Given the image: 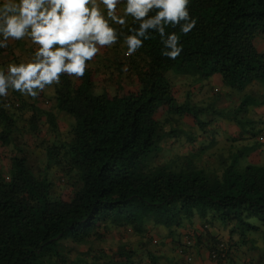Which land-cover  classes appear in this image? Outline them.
I'll return each mask as SVG.
<instances>
[{
    "label": "trees",
    "instance_id": "obj_1",
    "mask_svg": "<svg viewBox=\"0 0 264 264\" xmlns=\"http://www.w3.org/2000/svg\"><path fill=\"white\" fill-rule=\"evenodd\" d=\"M188 7L175 59L158 33L132 55L120 38L83 76L0 96V264L190 263L203 243L264 261V0Z\"/></svg>",
    "mask_w": 264,
    "mask_h": 264
},
{
    "label": "clouds",
    "instance_id": "obj_2",
    "mask_svg": "<svg viewBox=\"0 0 264 264\" xmlns=\"http://www.w3.org/2000/svg\"><path fill=\"white\" fill-rule=\"evenodd\" d=\"M189 4L190 0H0V48L10 39L25 37L38 45L31 49L32 59L0 69V96L11 88L36 97L46 85L59 83L61 73L83 76L86 62L120 38L132 55L158 33L163 55L175 59L183 51L180 36L166 32L165 26L179 25L180 32L189 33L197 24Z\"/></svg>",
    "mask_w": 264,
    "mask_h": 264
},
{
    "label": "rangeland",
    "instance_id": "obj_3",
    "mask_svg": "<svg viewBox=\"0 0 264 264\" xmlns=\"http://www.w3.org/2000/svg\"><path fill=\"white\" fill-rule=\"evenodd\" d=\"M29 40V38L28 37H25L23 40H22V42L20 43V44H17L15 47H14V50H15V52H14V54H16V55H18V57H17V60L19 61V63L20 62H26V61H28V60H30V59H32L33 58V56H34V53H33V51L31 50V47H30V45H31V42L30 41H28ZM13 42V41H12ZM27 42H30V43H28L27 44ZM32 44L34 45V48L33 49H37L38 48V45H36V44H34L33 42H32ZM10 58H12V56L10 57ZM11 63H15V61H13V62H11ZM36 97H38V95L36 96ZM40 104H42V102L40 103ZM212 128V127H211ZM215 130H216V127H213L210 131H209V134H210V136L212 137V136H215ZM264 155V154H263ZM262 155V156H263ZM262 156L261 155H250L249 157H248V160H250L251 162H259V161H261L262 160ZM56 185H57V187L59 188V186H60V184H58V183H56ZM214 230H215V232H218L217 230H220L219 228H220V224H218V225H215L214 227ZM219 234L221 233V232H218ZM222 234V238L224 239V240H227V234H224V233H221ZM251 236V235H250ZM253 237H256V235L254 236L253 235ZM70 245L71 246H73L74 247V249H76V250H78V249H82V248H85L84 246H82V245H78V244H75V243H71L70 242ZM245 246L244 245H242L241 243H240V245H239V249H238V252L240 251V257L242 258V252H241V250L244 248ZM256 256V255H255ZM244 257V256H243ZM257 257V256H256ZM240 261V260H239ZM259 264H264V261L262 262V261H260L259 262Z\"/></svg>",
    "mask_w": 264,
    "mask_h": 264
},
{
    "label": "crops",
    "instance_id": "obj_4",
    "mask_svg": "<svg viewBox=\"0 0 264 264\" xmlns=\"http://www.w3.org/2000/svg\"><path fill=\"white\" fill-rule=\"evenodd\" d=\"M13 41V42H12ZM16 41L10 39L8 41L9 44H15ZM198 226L199 223H196ZM164 254V257H161L159 260L161 264H176L177 262H180L181 264H242V259L238 253H235V256L233 255V261L229 262H215L214 260L210 259L209 257V251L203 243L202 245L199 246V248L196 249V253L194 255V260L190 263H185V261L180 258L179 256L175 254V252H171L169 249H165L162 251ZM240 260V261H239Z\"/></svg>",
    "mask_w": 264,
    "mask_h": 264
},
{
    "label": "built area",
    "instance_id": "obj_5",
    "mask_svg": "<svg viewBox=\"0 0 264 264\" xmlns=\"http://www.w3.org/2000/svg\"><path fill=\"white\" fill-rule=\"evenodd\" d=\"M187 243H190V240H187ZM220 246H223V244L220 243ZM210 256H212V258H215L216 257V251L210 252Z\"/></svg>",
    "mask_w": 264,
    "mask_h": 264
}]
</instances>
